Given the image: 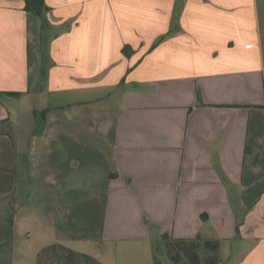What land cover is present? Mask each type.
Instances as JSON below:
<instances>
[{
	"label": "crops",
	"instance_id": "0c3cea01",
	"mask_svg": "<svg viewBox=\"0 0 264 264\" xmlns=\"http://www.w3.org/2000/svg\"><path fill=\"white\" fill-rule=\"evenodd\" d=\"M44 1L0 0V199L20 164L2 127L28 113L69 243L264 264V0Z\"/></svg>",
	"mask_w": 264,
	"mask_h": 264
},
{
	"label": "rangeland",
	"instance_id": "374dc122",
	"mask_svg": "<svg viewBox=\"0 0 264 264\" xmlns=\"http://www.w3.org/2000/svg\"><path fill=\"white\" fill-rule=\"evenodd\" d=\"M55 38L56 33L52 34L50 30L44 32L41 42L44 56L48 55ZM19 105L26 110L25 101ZM19 119L14 128L11 125L2 127L11 132L18 143L20 164L16 193L0 199V264H67L70 254L75 258L74 264H123L122 244L83 246L69 243L56 211L58 195L48 193L42 186L41 166H37L42 157H36L30 163L32 167H29L31 157L27 158V155L31 154L30 150L28 152L30 138L34 130H41L40 123L33 124L28 113H23ZM52 246L56 250L50 248ZM210 254L211 251H201L203 264ZM158 260L160 264H173L169 262L164 246Z\"/></svg>",
	"mask_w": 264,
	"mask_h": 264
},
{
	"label": "trees",
	"instance_id": "16d2710c",
	"mask_svg": "<svg viewBox=\"0 0 264 264\" xmlns=\"http://www.w3.org/2000/svg\"><path fill=\"white\" fill-rule=\"evenodd\" d=\"M27 1V9L34 14H41L43 10L46 9V4L44 0H26ZM126 53V49H124ZM19 95V94H15ZM48 113V112H47ZM45 114V113H44ZM13 223V221H10ZM164 238L168 242V248L170 257L175 264H179L183 258L186 259V264H201L202 258L199 254V250L203 247L206 249L216 250L217 245L213 246L211 243L205 242L202 243L200 240L194 241H169L168 236L165 235ZM53 250L55 246L50 247ZM51 249V250H52ZM75 258L70 254L67 257V264H74ZM206 264H217V260L215 258H211L206 261Z\"/></svg>",
	"mask_w": 264,
	"mask_h": 264
}]
</instances>
